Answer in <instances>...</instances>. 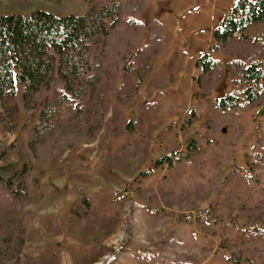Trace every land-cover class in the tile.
Returning a JSON list of instances; mask_svg holds the SVG:
<instances>
[{
	"label": "rangeland",
	"instance_id": "obj_1",
	"mask_svg": "<svg viewBox=\"0 0 264 264\" xmlns=\"http://www.w3.org/2000/svg\"><path fill=\"white\" fill-rule=\"evenodd\" d=\"M236 2L147 0L139 17L146 23L159 18L170 40L125 109L135 122L132 129L116 136L103 127L92 142L55 149L43 171L28 157V200L15 199L0 183V208L11 207L23 217L25 252L38 264H264V221L253 223L249 215L264 208V168L252 170L246 160L248 153L264 158V115L254 105L241 111L240 139L226 125L218 130V140H207L208 96L200 102L196 97V60ZM87 8L81 0H0L1 14L43 9L64 15ZM162 77L167 83L158 85ZM58 87L55 82L40 92L33 107L25 106L23 86L18 87L14 119L0 102L3 174L21 166L29 129L45 96ZM230 88L227 75L209 98ZM193 108L203 118L184 132L185 116ZM191 136L198 138L192 151ZM171 153L170 162L156 163ZM86 196L90 205L82 201ZM75 202L85 212L71 219Z\"/></svg>",
	"mask_w": 264,
	"mask_h": 264
},
{
	"label": "trees",
	"instance_id": "obj_2",
	"mask_svg": "<svg viewBox=\"0 0 264 264\" xmlns=\"http://www.w3.org/2000/svg\"><path fill=\"white\" fill-rule=\"evenodd\" d=\"M81 1L88 5L84 13L57 15L43 9L0 13V102L11 117L19 111L12 102L18 87L23 86L25 106L33 107L40 92L59 83L53 95L45 96L29 129L21 166L9 175L0 171V183L15 199H29L30 157L43 171L55 149L73 150L81 142H92L103 127H111L116 136L132 129L135 122L125 109L138 97L169 43L159 18L146 23L139 17L147 0ZM212 33L211 45L196 60V97L200 102L208 96L203 136L218 140V130L228 125L240 139L241 111L255 105L264 115V0H237ZM227 75L231 88L210 99ZM157 83L165 85L167 80L162 77ZM202 118V111L193 108L182 129L189 131ZM197 143L198 138L191 136L188 148L192 151ZM174 155L164 154L156 163L170 162ZM246 160L252 170L264 168L259 153L246 154ZM82 201L90 205L87 196ZM71 209V219L85 212L76 202ZM249 215L260 224L264 208ZM0 220V264H38L36 256L25 252L28 230L23 217L3 207Z\"/></svg>",
	"mask_w": 264,
	"mask_h": 264
}]
</instances>
